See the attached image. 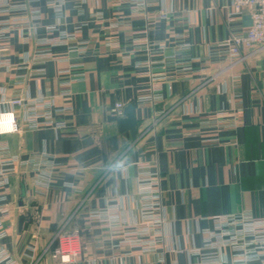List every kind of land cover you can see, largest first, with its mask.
<instances>
[{
	"label": "crops",
	"instance_id": "1",
	"mask_svg": "<svg viewBox=\"0 0 264 264\" xmlns=\"http://www.w3.org/2000/svg\"><path fill=\"white\" fill-rule=\"evenodd\" d=\"M46 1L0 0L9 42L0 113L24 125L9 100L50 99L35 109L37 126L0 133L9 159L0 165V207L9 212L0 245L14 264H203L215 216L264 218V46L240 60L218 46L247 33L250 9L234 13L228 0H67L60 20ZM56 25L55 35L70 38L36 59ZM132 101L136 136L114 112ZM144 165L159 176L166 216L163 244L148 251L124 242L150 203L138 193ZM73 231L82 251L64 262L53 255L58 235ZM222 252L237 264L229 247Z\"/></svg>",
	"mask_w": 264,
	"mask_h": 264
},
{
	"label": "built area",
	"instance_id": "2",
	"mask_svg": "<svg viewBox=\"0 0 264 264\" xmlns=\"http://www.w3.org/2000/svg\"><path fill=\"white\" fill-rule=\"evenodd\" d=\"M234 13H241L245 9H250L252 23L245 35H232L231 38L225 41L223 44L229 47L232 57H242L243 48H251L256 45L264 46V0H229ZM3 3L0 2V6ZM57 10V16L60 18L62 15V7ZM58 33L57 26H52L48 29V37L42 42L48 46L43 50H38L35 53L36 59L40 60L52 55V47L56 44L62 43L61 36L55 35ZM9 42L8 35L5 29H0V68L7 61L3 57V53L8 50ZM32 62H30L31 64ZM11 104L18 105L24 112L25 124L18 121L14 112L0 113V133L2 132H18L24 131V127L37 126L40 123L39 113L36 112V108L44 103L49 105L50 99L44 97H37L34 99H27L20 95L9 100ZM125 105L122 102L116 103L114 112L118 116H122ZM33 109L32 113L30 110ZM35 110V111H34ZM49 119H45V124H50ZM26 125V126H25ZM8 158L3 155L0 150V165L8 162ZM145 168H147L145 166ZM149 175L145 176L142 181V185L139 187V191L144 193L145 197L149 198L153 196L156 199V195H153V189L151 185L146 184L147 177L153 176L155 172H148ZM52 173L51 164L46 165V168L41 169L38 176L42 181L47 182L50 180ZM147 178V179H146ZM154 185L159 183V178H153ZM158 186V185H157ZM157 200V199H156ZM159 201V200H157ZM159 208L160 203L157 202ZM156 206V204H155ZM151 210V209H148ZM155 215V219L151 216ZM9 212L5 207H0V239L5 234L4 221L8 218ZM146 220H152L156 224L164 226V213H150L144 214ZM214 229L206 232L205 242L208 245L210 251L202 254L201 263L203 264H225L227 258L222 252V249L229 247L234 255L235 262L237 264H249L253 262H260L264 264V218L253 217L251 214L243 213L240 215H218L214 217ZM151 231V229H149ZM147 232L148 229H147ZM130 237H126L125 243H130L133 247H141L142 250H152L156 248L147 243V248L144 246L145 232L139 230L135 233H130ZM147 240V239H146ZM82 251L81 241L78 231L70 233L59 234L58 247L54 251V257L60 258L64 262L72 261ZM0 264H14V261L10 258L8 251L0 245Z\"/></svg>",
	"mask_w": 264,
	"mask_h": 264
},
{
	"label": "rangeland",
	"instance_id": "3",
	"mask_svg": "<svg viewBox=\"0 0 264 264\" xmlns=\"http://www.w3.org/2000/svg\"><path fill=\"white\" fill-rule=\"evenodd\" d=\"M38 2L39 0H26V3L24 4V6H26V5H29L30 3H32V2ZM229 1V0H228ZM66 2H67V0H47L46 1V3H47V6L49 7V8H51V9H53L54 11H56V13H57V10L56 9H60V7H62V15L60 16V18L58 17V19H62L63 18V16H64V12H65V10H64V5L66 4ZM5 4V3H4ZM138 4L141 6H145L147 3L144 1V2H138ZM229 5H230V2H229ZM230 7H231V5H230ZM233 9V8H232ZM37 11H39L38 9H33V10H31V12L33 13V12H37ZM16 19H18V18H16ZM28 19V17H27V15H23V16H21V17H19V19L18 20H21V21H23V20H27ZM57 26V28H58V32H59V26L58 25H56ZM50 27H52V26H50ZM50 27H48L47 29H49ZM7 33V32H6ZM80 33V29H77L75 32H74V34L73 35H76V34H79ZM70 38V36H62L61 37V40H62V42H65V43H67L66 42V40L67 39H69ZM231 38V37H230ZM230 38H228V39H226V40H223V41H221L219 44H218V46L219 47H221V48H223V49H225L226 51H227V53L229 54V57L231 58V59H233V60H240V59H242V57L240 58V57H232L231 56V54H230V50H229V47L228 46H226V45H224L223 43L225 42V41H227V40H229ZM256 46H260V45H256ZM256 46H253V47H251V48H246V47H244L243 48V55H244V51L245 50H249V49H253L254 47H256ZM6 61V60H5ZM4 65H6V62L2 65V66H4ZM149 97H147L146 96V98H152V96L151 95H148ZM143 169V171H141L140 173H139V176H138V180H137V183H138V193H139V195L140 196H142V197H144V198H147V197H145V195H144V193H141L140 191H139V187L142 185V181L141 180H143L144 179V177L145 176H147V175H149L150 173H147L145 170H146V168H145V165H144V167H142ZM148 172H150V171H148ZM155 177H157V178H159V176H158V174L155 172V174H153V176H151V177H147L146 179H147V181H146V184H149V185H151V187H152V189H153V195H156V199L157 200H160V196H161V194H160V191H159V184H160V180H159V183L157 184V185H154V183L152 182L153 181V178H155ZM148 200H150V203L148 204V205H146V206H144L143 208H142V218H143V221L141 222V227H140V230H142V233L143 232H145V235H144V237H146L145 239H144V246L147 248V243H150L151 242V245L152 246H154V247H156V248H158V247H160L162 244H163V238L161 237L162 236V234H163V229H164V226L162 227L161 225H159V224H156V222H154V221H152V220H148V221H145L146 219L143 217L144 216V214H147L148 212H150V213H154V214H156L157 212L158 213H164V218H165V221H164V225H165V223H166V216H165V211H164V208L161 206V205H159V208L157 207V205H158V203L157 202H159V201H157L153 196H151L150 197V199L149 198H147ZM155 204H156V206H155ZM148 209H151V210H148ZM154 217H156L155 215H152L151 216V218L152 219H155ZM126 224H128V223H126ZM147 229H148V231L149 232H147ZM149 229H151V231L149 230ZM208 230H210V229H208ZM207 230V231H208ZM135 231V230H134ZM136 231H138V230H136ZM207 231H205V233L207 232ZM129 234H130V232H129ZM59 236V235H58ZM128 237H130V235L128 236ZM207 237V236H206ZM147 239V240H146ZM129 245H131L130 243H129ZM132 246V245H131ZM82 247V246H81ZM133 247V246H132ZM156 248H153V249H156ZM144 251H148V250H144ZM74 260V259H73Z\"/></svg>",
	"mask_w": 264,
	"mask_h": 264
},
{
	"label": "water",
	"instance_id": "4",
	"mask_svg": "<svg viewBox=\"0 0 264 264\" xmlns=\"http://www.w3.org/2000/svg\"><path fill=\"white\" fill-rule=\"evenodd\" d=\"M137 106L136 101H132L125 106L123 117L119 119V125L121 130H130L134 136L137 133L135 108Z\"/></svg>",
	"mask_w": 264,
	"mask_h": 264
}]
</instances>
